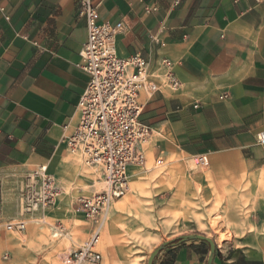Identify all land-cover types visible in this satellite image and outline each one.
<instances>
[{
    "label": "crops",
    "instance_id": "0c3cea01",
    "mask_svg": "<svg viewBox=\"0 0 264 264\" xmlns=\"http://www.w3.org/2000/svg\"><path fill=\"white\" fill-rule=\"evenodd\" d=\"M81 1L0 0V225L5 227L24 220V181L43 166L60 187L56 209L66 206L71 191L77 199L97 192L86 188L94 178L87 177L66 142L79 124L78 103L89 82L77 66L88 37ZM91 1L102 21L126 24L117 37L119 55L141 53L151 72L168 57L180 80L177 89L141 94L142 121L154 130L146 164L150 152L155 163L164 157L161 166L171 156L207 153L210 166L200 170L214 167L219 179L231 166L227 157L241 159L234 175L245 179V191L254 192L250 206L260 211L256 223L262 229L249 232L245 245L216 246L211 264H264V146L256 144L257 133L264 131V1ZM248 149L251 158L244 155ZM138 168L131 169L130 186ZM46 216L40 213L35 221L46 223ZM210 253L209 241L192 239L169 248L159 264L168 258L172 264H209Z\"/></svg>",
    "mask_w": 264,
    "mask_h": 264
},
{
    "label": "rangeland",
    "instance_id": "374dc122",
    "mask_svg": "<svg viewBox=\"0 0 264 264\" xmlns=\"http://www.w3.org/2000/svg\"><path fill=\"white\" fill-rule=\"evenodd\" d=\"M259 133L256 144L264 146L258 141ZM250 151H244L245 157L251 158ZM225 161L231 166L225 167L222 178L217 179L214 167L207 172L200 170L194 156H171L164 166L155 167V155L150 152L128 193L115 199L110 208L98 245L103 253L100 264H148L150 254L168 242L154 260L159 264L169 248L192 240L183 239L191 234L206 235L224 250L245 245L249 232L262 229L256 223L260 211L250 206L254 192L245 191V179L235 178L241 159L232 155ZM81 162L87 177L94 178L86 188L91 193L101 191L104 183L100 168ZM33 174L26 177L21 190L26 229L8 232L5 225H0V264H73L72 253L88 235L91 223L72 191L65 198L66 206L60 209L54 208L56 199L48 207L27 211ZM40 213L47 215L46 223L35 221Z\"/></svg>",
    "mask_w": 264,
    "mask_h": 264
},
{
    "label": "built area",
    "instance_id": "2783aa9c",
    "mask_svg": "<svg viewBox=\"0 0 264 264\" xmlns=\"http://www.w3.org/2000/svg\"><path fill=\"white\" fill-rule=\"evenodd\" d=\"M179 2L176 0V4ZM146 8L148 11L157 9ZM80 14L87 18L88 37L77 66L89 74V82L78 103L79 124L66 142L74 155L100 168L104 187L77 199L92 229L90 236L74 249L72 263L100 264L103 255L98 245L110 208L115 199L130 190L131 169L146 165V146L154 132L152 126L142 121L144 103L141 94L152 97L164 87L177 89L180 80L168 57L162 58L158 71L151 72L148 59L141 53L118 54L117 37L127 30L124 21H102L91 0L81 1ZM150 37L160 42L156 34ZM258 141L264 143V131L259 133ZM194 161L202 169L210 166L207 153L195 155ZM164 162L162 155L156 159L157 166ZM33 176L27 195V211L52 205L60 193L55 178L46 173V166L35 171ZM6 229L24 231L26 221L10 222Z\"/></svg>",
    "mask_w": 264,
    "mask_h": 264
},
{
    "label": "water",
    "instance_id": "95a60500",
    "mask_svg": "<svg viewBox=\"0 0 264 264\" xmlns=\"http://www.w3.org/2000/svg\"><path fill=\"white\" fill-rule=\"evenodd\" d=\"M183 239H186V240L187 239H202V240L209 241L211 244V253H210V258H209V264L212 263V258H213L214 252L216 250V243L210 237L203 235V234H191V235L183 236ZM167 245H168V242H165L161 246H159L157 249H155L149 256L148 264H154V260H155L156 256Z\"/></svg>",
    "mask_w": 264,
    "mask_h": 264
},
{
    "label": "trees",
    "instance_id": "16d2710c",
    "mask_svg": "<svg viewBox=\"0 0 264 264\" xmlns=\"http://www.w3.org/2000/svg\"><path fill=\"white\" fill-rule=\"evenodd\" d=\"M178 241H180V238H179V239H175V240L173 241V243H176V242H178ZM162 264H172V259L168 258V260H166V261H162Z\"/></svg>",
    "mask_w": 264,
    "mask_h": 264
}]
</instances>
